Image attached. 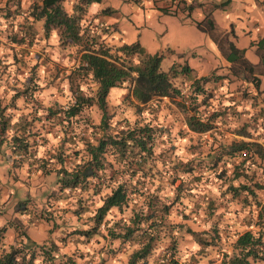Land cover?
<instances>
[{"label": "rangeland", "instance_id": "rangeland-1", "mask_svg": "<svg viewBox=\"0 0 264 264\" xmlns=\"http://www.w3.org/2000/svg\"><path fill=\"white\" fill-rule=\"evenodd\" d=\"M31 1L2 0L0 6L1 13L10 12L5 15V20L0 14V110L3 115L10 114L11 120L18 114L32 118L29 150L39 160L60 146L69 148L68 142L60 144L63 133L59 123H53L56 121L53 115L46 116V107H66L73 101L67 73L77 63L78 53L76 45L60 43L56 29L44 36L41 20L33 21L36 32L30 44L9 38L8 34L17 31L18 23L23 19L21 11L26 10ZM221 1L63 0L62 6L68 12L73 9L79 12L83 6L81 22L97 28L108 43L121 44L137 39L149 53L161 54L162 70H167L172 63L178 69L186 63L198 76L221 75L206 85L213 87L212 91L221 97L222 105L231 101L230 97L236 102L242 98L243 91L257 92L260 100L264 96V50L256 49V40L264 33V0H229L227 4L215 6ZM189 3L191 9L186 7ZM162 7L175 14L164 12ZM16 9L21 11L17 18H13ZM209 10L218 29L227 31L228 37L237 47L244 48L245 57L255 64L257 88L254 82L231 73L229 62L209 34L198 28L197 21ZM183 78L181 72L175 75L176 82ZM77 81L85 93L93 94L95 84L90 77L77 78ZM126 85L127 81H123L112 86L107 93L106 109L111 124L121 118L130 122L139 118L160 123L164 127L160 146L172 144V152L177 158L195 166L199 161L209 164L213 155L221 153L220 138L226 142L230 140L231 132L220 124L215 130L200 133L189 130L183 114L167 97L162 98L163 103L156 110L146 107L136 115L130 98L125 95ZM25 87L27 90L22 93ZM236 107L241 108L239 104ZM242 112L238 113V118L230 120V126L245 119ZM99 116L100 109L92 102L71 118L67 134L78 133L85 125V131L89 133L87 124L89 121L98 123ZM10 133L4 132L0 142V227L3 228L0 231L1 237L4 232L6 245L16 246L19 231L26 229L41 247L32 264H126L128 250L122 245L112 251L117 241H111L102 227L88 237L78 232L91 227L92 212L76 213L78 203L75 196H65L64 191L58 190L56 174L52 168L49 170L58 164L47 166L43 172L34 166V157L11 153ZM76 145L80 146V143L76 142ZM234 163L229 157L219 159L215 168H208L205 179L192 187L191 195L181 197L182 203L173 204L170 221L184 223L200 238L197 242L183 230L175 231L178 264H219L222 253L231 252L230 245L237 232L256 229L253 222H248L253 219L254 212L242 203L241 195L226 191L229 182L237 183L233 178ZM196 170L195 167L193 171L196 173ZM219 172H222L221 176H218ZM187 176L188 182H193V177ZM18 202L25 204L23 212L16 210ZM51 242L55 243L54 249L43 252L50 248ZM2 244L0 239V254L4 251ZM159 251L157 249L148 258V264H161L156 256Z\"/></svg>", "mask_w": 264, "mask_h": 264}, {"label": "trees", "instance_id": "trees-1", "mask_svg": "<svg viewBox=\"0 0 264 264\" xmlns=\"http://www.w3.org/2000/svg\"><path fill=\"white\" fill-rule=\"evenodd\" d=\"M62 1L32 0L26 10H20L23 19L18 23L17 31L8 36L14 41L30 44L36 32L33 21L41 20L44 36L51 29H56L60 43L77 46V63L67 73L73 101L66 107H46V116L53 115L56 119L53 123H59L63 133L60 144L68 142L69 148L60 146L47 157L36 159L35 153L29 150L32 118L18 114L11 120L10 114L3 115L2 110L0 142L3 133L9 131L11 153L34 157L37 161L34 166L43 172L47 166L57 163V167H49V170L52 168L56 174L58 190L64 191L65 196H75L78 203L76 213L92 212L91 227L78 232L88 237L102 227L111 241H117L112 251L122 245L128 250L126 264H148V258L157 249L160 251L156 256L161 264H178L175 257L176 230H183L200 242L195 231L184 223L170 221L172 206L175 202L182 203L181 197L191 195L192 187L205 179L210 166L215 168L219 159L229 157L235 161L233 178L237 183L229 182L226 191L231 195H241L242 203L254 212L253 219L248 222H253L256 229L237 232L230 245L231 252H223L219 264H264V96L258 100L257 92L249 94L243 91L242 98L235 102L230 97L231 101L222 105L221 97L213 93V87L206 85L221 75L198 76L186 63L179 69L172 63L167 70H162L161 54L149 53L137 39L121 44L106 42L97 28L81 22L83 6L79 12L74 9L68 12L63 9ZM226 2L223 0L215 6ZM186 7L191 9L192 4ZM20 11L14 10L12 17L17 18ZM164 12L170 11L166 9ZM0 14L5 20V15L10 12L1 13L0 9ZM197 26L209 34L229 62L231 73L254 82L257 88L255 64L245 57L244 48L237 47L228 37L227 31L218 29L210 10L204 12ZM256 42V49L264 50V34ZM178 72L184 76L180 82L175 79ZM85 76L95 84L93 94L85 93L77 81V78ZM123 81H127L125 95L130 98L136 115L146 107L156 110L163 103L162 98L167 97L183 114L189 130L200 133L212 128L215 130L220 124L231 132L230 140L226 142L220 138L221 153L213 155L211 163L204 161L201 164L199 161L195 166L177 158L172 152V144L160 146L164 130L160 123L139 118L130 122L121 118L111 124L105 99L109 89ZM26 90L25 87L21 92ZM92 102L100 109L98 123L89 121V133H86L85 125L78 133L68 135L71 118ZM238 104L240 109L236 107ZM241 111L245 119L230 126V120L238 118ZM195 167L196 173L193 171ZM187 174L193 177V182H188ZM221 175L219 172L218 176ZM16 205V210L23 212L25 204L18 202ZM181 216L186 215L181 213ZM2 234L1 237L0 231L1 246L4 247L0 264H32L38 250H41L35 243L38 241L31 238L26 229H21L17 237L19 243L6 245L4 232ZM54 246L55 243L51 242L50 248L43 252H49Z\"/></svg>", "mask_w": 264, "mask_h": 264}, {"label": "crops", "instance_id": "crops-1", "mask_svg": "<svg viewBox=\"0 0 264 264\" xmlns=\"http://www.w3.org/2000/svg\"><path fill=\"white\" fill-rule=\"evenodd\" d=\"M167 1V0H166ZM173 1H175V0H173ZM186 2H187V0H185ZM228 1L229 0H227V2L225 3V4H227L228 3ZM1 4H2V0H0V6H1ZM212 14V13H211ZM214 20V19H213ZM215 22V21H214ZM216 24V23H215ZM217 26V25H216ZM264 34V33H263ZM263 34H260V36H262ZM252 41H254V40H252ZM236 45V44H235ZM27 231V230H26ZM28 233V232H27ZM30 233H28V235H29ZM30 236V235H29ZM34 239V238H33Z\"/></svg>", "mask_w": 264, "mask_h": 264}]
</instances>
